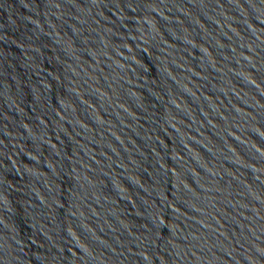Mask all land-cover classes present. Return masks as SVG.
Wrapping results in <instances>:
<instances>
[{"label":"water","instance_id":"obj_1","mask_svg":"<svg viewBox=\"0 0 264 264\" xmlns=\"http://www.w3.org/2000/svg\"><path fill=\"white\" fill-rule=\"evenodd\" d=\"M0 264H264V0H0Z\"/></svg>","mask_w":264,"mask_h":264}]
</instances>
